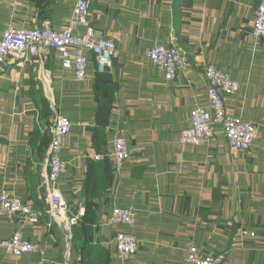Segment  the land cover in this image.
<instances>
[{
	"label": "crops",
	"instance_id": "1",
	"mask_svg": "<svg viewBox=\"0 0 264 264\" xmlns=\"http://www.w3.org/2000/svg\"><path fill=\"white\" fill-rule=\"evenodd\" d=\"M76 0H0V39L9 28L69 23ZM258 0H89V22L116 43L112 66L75 81L50 51L0 69V190L40 214L37 223L0 217V241L21 230L45 253V264H189L187 249L222 255L220 264H264V40L250 35ZM82 33L83 29H78ZM175 47L188 56L174 80L145 55L152 46ZM214 66L240 86L224 95L226 114L256 126L246 152L231 151L221 126L214 140L183 146L179 134L189 113L208 109L205 68ZM46 74V76H45ZM73 125L61 159L67 171L56 191L68 216L65 230L48 215L45 173L53 119ZM124 130L129 160L118 163L113 142ZM114 207L134 212L130 229L109 226ZM83 212V214H82ZM51 223V224H50ZM48 224L51 226L48 227ZM241 230L255 233L242 237ZM117 231L133 233L140 248L115 259ZM38 255L0 264H38Z\"/></svg>",
	"mask_w": 264,
	"mask_h": 264
},
{
	"label": "built area",
	"instance_id": "2",
	"mask_svg": "<svg viewBox=\"0 0 264 264\" xmlns=\"http://www.w3.org/2000/svg\"><path fill=\"white\" fill-rule=\"evenodd\" d=\"M258 1L250 32L256 44L264 40V0ZM88 2L89 0H76L69 24L59 31L48 24H42L33 29L9 27L0 39V69L9 61L21 62L26 59L37 60L44 68L50 62V51H54L61 57L63 68L72 71L76 82L84 81L88 76V55L95 57L96 70L99 73L110 69L116 52V43L90 25ZM78 29H83V32L78 33ZM145 55L159 71L163 72L165 79L170 81L177 77L179 69L186 68L189 63L188 56L175 47L152 46ZM204 70L209 108L197 107L189 113L190 125L180 132L178 137L180 145L197 147L202 143H211L214 140L215 127L221 126L231 151H248L257 138L256 126L240 118H229L223 100L224 95L238 94L239 84L214 66H208ZM52 125L51 144L48 148L49 160L44 175L48 184V215L52 223L67 230L77 225L81 216L71 218L68 216L70 210L64 198L56 191V184L67 171V163L61 159V153L64 140L71 132L73 125L67 117L58 113ZM125 133L124 130H120L113 139V157L118 163L130 158ZM0 217L9 221L20 219L37 223L40 214L20 198L2 189L0 190ZM135 222L136 217L133 211L114 207L108 224L113 228L130 229ZM50 224L48 227L51 226ZM240 235L251 238L255 236V233L241 230ZM113 242L114 256L118 260L133 256L140 248L137 237L128 231H117ZM0 247L11 259L36 254L38 264L46 263L44 251L38 245L27 241L21 230H16L11 237L0 241ZM185 258L189 264H220L223 260L222 255H200L193 245L188 247Z\"/></svg>",
	"mask_w": 264,
	"mask_h": 264
}]
</instances>
